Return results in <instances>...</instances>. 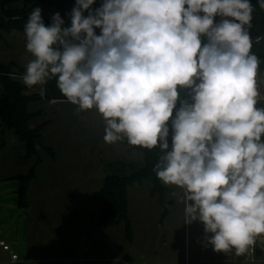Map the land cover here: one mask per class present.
Returning <instances> with one entry per match:
<instances>
[{
  "label": "clouds",
  "instance_id": "obj_1",
  "mask_svg": "<svg viewBox=\"0 0 264 264\" xmlns=\"http://www.w3.org/2000/svg\"><path fill=\"white\" fill-rule=\"evenodd\" d=\"M257 3L264 9V0ZM95 5L75 0L67 27L58 12L45 25L42 9L33 8L23 28L32 56L23 84L39 87L43 98L54 80L75 111L95 108L108 144L159 147L152 171L183 190L185 223L202 222L204 245L216 252H249L264 234L261 60L250 35L255 6L251 0Z\"/></svg>",
  "mask_w": 264,
  "mask_h": 264
},
{
  "label": "rangeland",
  "instance_id": "obj_2",
  "mask_svg": "<svg viewBox=\"0 0 264 264\" xmlns=\"http://www.w3.org/2000/svg\"><path fill=\"white\" fill-rule=\"evenodd\" d=\"M18 7L21 8L22 4ZM30 59L32 56L26 52L20 33L3 34V41L0 42V63L10 70L13 80L23 84L22 77L18 75L20 72L13 65L24 68ZM28 95L41 96L39 87L29 88ZM76 107L66 101H38L28 106V112L36 115L29 125L30 129L40 128L42 145L39 148V160L26 158L24 145L12 133H8L0 121V178L28 175L39 161L41 166H37L38 170L34 171L37 180L31 185L28 195V202L32 205L29 214L33 222L44 223L45 207L49 206V210L56 213L55 220H59V223L64 226L79 225L89 232L103 218L102 202L94 199L92 194L103 188L105 177L109 174L108 167L120 162L142 163L144 157L126 140L114 144L106 143L103 139L105 122L98 111L93 108L77 112ZM127 171L129 174L133 172L132 169ZM150 189L151 184L145 183L129 190L132 213L139 211V197L150 204L152 216L156 213L161 215L165 209L169 210L170 226H178L174 240L171 239L174 252H169L174 264H177L184 243L179 228L183 226L184 217V203L180 199L182 194L173 189L178 196L173 197L171 193L165 195L167 204L161 207V197L150 199ZM171 200H174L173 205L168 204ZM164 226L169 227L168 224ZM156 232L163 233L158 228ZM82 240V243H88V240ZM159 243L161 240L158 241L160 248ZM259 251L264 253L263 243ZM255 261L256 264H264V254L256 256Z\"/></svg>",
  "mask_w": 264,
  "mask_h": 264
},
{
  "label": "crops",
  "instance_id": "obj_3",
  "mask_svg": "<svg viewBox=\"0 0 264 264\" xmlns=\"http://www.w3.org/2000/svg\"><path fill=\"white\" fill-rule=\"evenodd\" d=\"M41 1L43 0H29V7ZM251 2L255 10L250 35L253 40H256L264 9L259 7L257 0H251ZM257 80L261 92V103L258 106H261L264 105V83L261 82L259 71ZM178 91L181 93V99L187 98V90H181L178 87ZM18 177L16 175L0 178V244L3 242L10 246L12 253L18 256V259L13 261L12 254L5 252L0 245V264H174L169 252H174L171 239L174 240L173 236L177 233L178 226H170L168 209H165L161 215L156 213L152 216L150 204L142 197L138 199L139 211H136V214L132 213L129 190L139 186L128 190V218L132 226V240L130 241L123 224L118 225L112 221L108 225H102L101 221H98L96 226L87 232L82 226H64L58 222L59 220L56 221V213H52L49 206H47L48 209L45 207L46 221L44 223L33 222L29 214L32 205L28 202V195L31 185L37 180V175L35 174L29 186L27 208H21L19 205L20 182ZM169 187L171 190L169 193L175 189L183 195V190L176 186ZM94 194H92L93 198ZM149 197L154 199L156 196H151L149 191ZM165 198L166 196L159 200L161 207L167 204ZM168 204L173 205L174 200L169 201ZM135 218H137L136 222ZM164 224H168L169 227ZM155 226L163 233L156 232ZM179 228L184 243L177 264L257 263L255 261L257 255L253 258L249 252L237 256L234 249L224 253L214 251L211 245L205 246L203 242L204 225L200 221L185 223V217H183V226ZM82 239L88 240V243H82ZM159 240H161L160 248ZM256 241L257 251H259L262 243L264 244V236H257ZM261 254L264 253L261 252Z\"/></svg>",
  "mask_w": 264,
  "mask_h": 264
},
{
  "label": "trees",
  "instance_id": "obj_4",
  "mask_svg": "<svg viewBox=\"0 0 264 264\" xmlns=\"http://www.w3.org/2000/svg\"><path fill=\"white\" fill-rule=\"evenodd\" d=\"M29 0H0V42L3 41V34L12 32L20 33L23 37L24 47L26 38L23 32L24 24L28 15L35 7L42 9V18L45 25L51 23V18L55 13H59L61 18L65 20V27L70 26V17L68 13L75 5V0H43L33 7L29 8ZM101 0H96L99 6ZM22 4L19 8L18 5ZM99 34V30H97ZM258 37L259 42L253 40L252 51L261 60L259 73L262 81H264V15L260 27ZM26 50V47H25ZM27 52V51H26ZM28 53V52H27ZM30 54V53H28ZM31 55V54H30ZM22 77L25 68L13 65ZM12 73L2 63H0V121L6 127L8 133H12L26 150V158H36L39 160V148H41L40 128L30 129V123L36 118V115L28 112V106L38 101L46 102H63L66 99L56 87L54 80L49 81L45 88V95L30 96L28 95L29 87L24 86L21 82L12 79ZM264 83V82H263ZM180 107V100L177 101V108ZM176 109L173 111L175 118ZM168 124L170 127L169 141H171V119ZM264 140V137H262ZM144 159L142 163H117L108 167L109 173L104 180L101 191L94 194V198L101 200L103 205L102 225H107L112 221L118 225H125L126 236L132 240V226L128 218V190L131 187L143 186L145 183L151 184V196H159L164 198L169 193V185L163 184L152 171L155 163L161 155L159 147L154 149H144L134 147ZM50 155L53 153L49 152ZM38 165L40 162L38 161ZM38 165H35L31 172L25 176H19L20 182V207L27 208V195L31 181L35 178L34 171ZM127 169H132V173H128ZM120 170V171H119ZM121 172V173H119ZM264 235V234H263Z\"/></svg>",
  "mask_w": 264,
  "mask_h": 264
},
{
  "label": "built area",
  "instance_id": "obj_5",
  "mask_svg": "<svg viewBox=\"0 0 264 264\" xmlns=\"http://www.w3.org/2000/svg\"><path fill=\"white\" fill-rule=\"evenodd\" d=\"M1 245V247L3 248V250L5 251V252H9V253H11L12 254V260L13 261H16L17 259H18V256L16 255V254H13L12 253V250H11V248H10V246H8V245H6L5 243H1L0 244ZM249 253H250V255L254 258L256 255H257V241H256V238H255V243L250 247V249H249Z\"/></svg>",
  "mask_w": 264,
  "mask_h": 264
},
{
  "label": "water",
  "instance_id": "obj_6",
  "mask_svg": "<svg viewBox=\"0 0 264 264\" xmlns=\"http://www.w3.org/2000/svg\"><path fill=\"white\" fill-rule=\"evenodd\" d=\"M0 14H1V16H2V12H1V10H0ZM261 255H262L261 252L257 251V257H260Z\"/></svg>",
  "mask_w": 264,
  "mask_h": 264
}]
</instances>
